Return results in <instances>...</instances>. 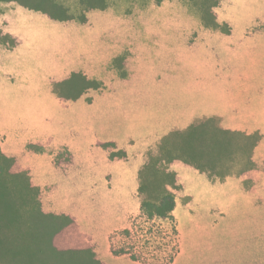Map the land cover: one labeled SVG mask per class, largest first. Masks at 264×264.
Masks as SVG:
<instances>
[{
	"label": "rangeland",
	"instance_id": "374dc122",
	"mask_svg": "<svg viewBox=\"0 0 264 264\" xmlns=\"http://www.w3.org/2000/svg\"><path fill=\"white\" fill-rule=\"evenodd\" d=\"M55 2L62 20L0 2V194L73 218L101 264H141L110 242L139 210L141 176L170 134L213 120L262 139L216 172L170 165L173 264H264V0ZM54 235L68 252L73 238ZM63 250L54 264H87Z\"/></svg>",
	"mask_w": 264,
	"mask_h": 264
},
{
	"label": "trees",
	"instance_id": "16d2710c",
	"mask_svg": "<svg viewBox=\"0 0 264 264\" xmlns=\"http://www.w3.org/2000/svg\"><path fill=\"white\" fill-rule=\"evenodd\" d=\"M0 2L17 3L23 8L40 11L54 20H62L66 11L55 0ZM261 139L260 133L252 135L223 129L215 125L213 120L181 133L170 134L158 165L150 169V161L149 172L141 176L139 195L142 201L138 212L131 216L130 225L121 232V237L116 241L111 238L113 254L129 256L141 264H173L179 254L180 244L174 216L176 194L173 192L178 178L170 170V165L182 162L204 173H208L207 168L216 172L225 169L228 161L240 155H249L251 161ZM1 154L0 147V159ZM160 163L164 168H161ZM152 178L164 180L166 186L157 192L151 188ZM0 196V264H54L50 252L56 255L53 250L61 252L65 248V245L54 240V234L61 239L73 238L71 248L75 249V253L83 252L87 264H101L87 245L82 248L73 218L46 213L41 205H32L31 192L20 194L5 191ZM143 236L147 237L146 242ZM151 241L160 251L157 255L146 249ZM71 248L68 252L63 251L71 255Z\"/></svg>",
	"mask_w": 264,
	"mask_h": 264
}]
</instances>
